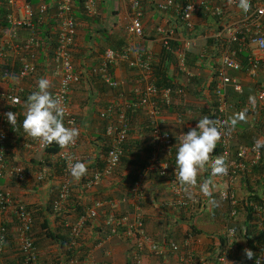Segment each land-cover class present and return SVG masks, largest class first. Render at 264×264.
I'll return each mask as SVG.
<instances>
[{
    "label": "built area",
    "instance_id": "built-area-1",
    "mask_svg": "<svg viewBox=\"0 0 264 264\" xmlns=\"http://www.w3.org/2000/svg\"><path fill=\"white\" fill-rule=\"evenodd\" d=\"M6 4L12 11L6 15L9 29L13 35L17 34L19 28L28 25L31 29L30 36L26 39L24 50H29V55H22L19 59V64H11L6 66L2 72V78L6 82L10 79H24L33 75L37 70L36 50L43 45L36 31V27L31 22L30 15L32 14L31 5L28 0H0ZM133 11L130 15V20L126 24V33L129 38L142 39L145 35L143 24L144 7L142 0H129ZM247 11H243L239 6V0H162L154 3L155 10L162 13H172L175 20V25L166 26L159 25L157 31L160 34L161 49L175 55L177 65L180 70L190 76L187 69V52L197 47L196 37L194 32L196 28L195 18L199 14H207L216 16L221 20V25L212 33V36L217 39H222L225 43L222 54L220 56V66L216 69L217 82L215 83V116L214 120L224 121L221 125L222 136L219 143L222 148V156L225 159L227 173L220 175L227 185V188L220 191V197L223 200L229 201L231 210L229 220L234 219L238 211L236 209L237 197L234 189L235 182L240 175L251 172L254 166L259 164L263 158L262 148L257 152L253 150V145H245L238 143V128L231 124V108L232 104L229 100V90H234L241 93L244 90V85L238 76L229 74V70L242 71V60L238 59L237 51L245 50L247 57V77L257 83V78L260 71L264 70V0H247ZM57 40L52 51V56L49 58V65L53 74L58 78V83L52 90V95L59 98L65 107L64 125L66 127H78V118L72 111L70 105V92L73 86L81 82V73L76 69L73 60V50L75 47L78 21L73 12L72 0H57ZM96 0H86L85 9L90 15L97 14ZM235 7L240 10L241 15L234 18ZM48 7L43 4L40 7V12L45 13ZM15 10H22L25 17L17 16ZM239 13V12H238ZM178 26L181 32L184 33V41L180 46L174 45L177 41L176 33ZM207 40V36L205 37ZM236 46V48H233ZM20 47H16L20 49ZM0 57L5 58L6 53L3 46L0 47ZM154 53L151 51H137L136 56H131V51L126 48L123 51H115L108 48L103 57L102 63L93 69L96 74L102 77L105 84L111 89H119L121 82L110 71V66L117 62L123 61L130 68L138 71L140 75L139 83L133 89L136 100L132 101L125 97L124 92L120 91V97L123 99L118 103L109 104L101 113L100 116L107 120L106 135L110 139V149L107 154V164L103 170H96L91 175L86 183L88 188L98 184L105 176L111 175L118 166L120 159L124 153V143L129 136L131 127V119L128 115L129 109L137 107L143 108L145 113L151 120L153 128V141L155 150L150 159V163L145 168L144 173L148 171H157L161 179H165L170 191L174 194V198L169 201V205L174 209L188 207L191 203L183 189L175 180L174 177V155L173 149L178 146V140L172 133L171 129L163 127L162 123L171 116L174 124L179 125L184 123L183 112L169 111V107L175 104V97H181L184 94L185 86L178 84L176 87H159L153 79L152 64L155 60ZM21 87L7 86L0 91V179L15 178L19 181L25 180L30 174L31 169H26L22 165H8L6 162L7 142L10 135H14L18 129L19 111L18 107L22 103ZM245 103L246 109L251 111L260 109L264 113V84H261L257 90L255 100ZM13 111L17 118L15 130L8 124L5 113ZM170 112V113H169ZM165 116H168L165 118ZM78 139L65 148H61L58 156L64 161L63 180L60 189L59 199L55 207L59 208L61 203L68 197L70 192L69 178V162L65 159L71 155L74 160H78L76 156V148ZM28 147L36 153L44 154L46 143L38 139H33L28 143ZM166 156L165 160L160 159V153ZM49 170L45 167L37 171L35 180L43 181ZM143 173V174H144ZM141 175V179L143 178ZM139 179L130 190L132 196L136 197L134 204L133 216L131 219L126 217H117L111 214L107 217V223L114 225L112 233H117V227L126 226L127 235L135 237L137 250L141 252H149L155 255L164 254L166 251L175 252L178 255V260L183 264H188V253L181 245L175 241L165 245L152 240L147 234L144 227V215L141 208V198L143 197L142 180ZM118 202L115 200L98 199L90 207L86 214L80 216L77 221L72 224L70 229V237L72 246L79 244L83 227L87 220L96 219L101 212L105 211V206L110 205L115 208ZM251 207L256 216V222L264 229V206L258 203H251ZM13 212L16 216L17 227V248L20 251L21 258L13 262L3 259L5 246L7 244L6 228L2 226L3 221L8 219L6 214ZM34 217L32 210L22 201L15 200L10 190L0 187V264H40L39 255L34 240L30 235ZM222 235L226 238V243L222 250L217 254L216 259L218 264H230L232 256L236 253L238 238L237 231L228 222L224 226ZM135 253L137 264H150L143 262L140 255ZM260 259L261 264H264V247L253 258L252 264H256V260ZM72 263H77L76 259L71 260ZM114 264V263H111Z\"/></svg>",
    "mask_w": 264,
    "mask_h": 264
},
{
    "label": "crops",
    "instance_id": "crops-1",
    "mask_svg": "<svg viewBox=\"0 0 264 264\" xmlns=\"http://www.w3.org/2000/svg\"><path fill=\"white\" fill-rule=\"evenodd\" d=\"M83 1L84 0H72L74 14L78 17L73 60L76 69L81 73L82 79L80 83L76 84L71 89L70 105L72 111L78 118L77 128L79 129V136L77 137L78 146L75 152L78 160L86 163L87 172L85 175L88 178L89 176L91 177L96 170L93 168L97 158L103 157L102 152L105 146V140L103 138L105 136L107 120L103 119L100 113L108 104L118 103L123 100L120 97V91L124 92L128 100L132 95H135L133 89L138 85L140 75L137 70L130 68L126 62H117L113 65V69L115 77L121 82V87L113 90L106 86L105 91L100 92V88L97 86L93 75L86 71V67L97 64L102 60L103 52L111 48L110 43L112 40L118 43V45L124 40L121 50L129 48L132 57L136 56L137 51L143 50L153 52L154 56L159 55L161 52V43L157 27L160 24L166 26L175 25V20L170 13H162L155 10L154 3L162 0H142L144 7L143 24L145 35L142 39L129 38L126 33V24L129 22L130 15L133 11L129 0H96V18H90V20L84 17V11L81 10ZM28 2L31 5L32 11L30 15L31 22L36 27L38 24H41L40 27L44 29L41 28V32L43 31V34H46L42 38L43 45L36 50L37 70L33 75L27 78H13L10 79L9 82L3 80L1 75L0 91L10 86L14 88L21 87L23 91L31 93L36 90L38 80L40 78H46L50 82L48 90L52 93L53 88H55V85L58 83V78L53 74L49 65V52L52 50L51 46H54L56 43V40L53 42V39L57 37V0H28ZM43 4H46L48 7L45 13L40 12V7ZM2 11L7 15L12 10L7 7V5L2 7L0 3V17L3 16V14L1 16ZM13 12H16L17 16L20 18L25 17V13L22 10H15ZM195 24L196 28L194 32L197 34V47L190 52L200 57L198 61L199 65L192 69L187 66L190 76L182 71H175L174 66L170 67V74L175 78L176 82L185 86L184 94L181 95V97H175V107L173 106L174 109L170 112H183L185 114L184 120H187L185 118L189 117H196V119H199L200 113L195 112V109L208 107L213 104L214 100L211 99L208 84L211 74H213L221 64L220 57L215 55L216 50L213 49L216 43L211 47L208 46L207 43L208 37L212 35L219 25L211 23L209 17L205 13L196 16ZM45 30L47 32H44ZM1 34L0 45L4 44L8 48L7 52L11 61L13 60L15 62L19 54H30L29 50H24L26 39L31 34V29L28 25L18 29L16 35H13L9 28L3 29ZM40 36L42 37V35ZM206 36L207 40L205 39ZM176 39V42H179V44H182L185 39L184 33L181 32L179 27L177 29ZM20 46L22 47L17 51L16 47ZM211 52L215 55L214 57ZM229 74L238 76L244 85V90L247 92H252L250 90L251 86H256L257 83L261 82L264 84L263 69L260 71L257 83L250 80L243 71L235 72L229 70ZM195 77H198L199 80H194ZM23 106L21 105V107ZM141 113L143 114H137L135 116V125H138L139 129L137 131L133 130L131 134L133 143L130 146V150L134 153L143 155V152L140 150V141L143 140V138L145 139L147 135L145 134V136L140 139L139 143H136V139L140 138L139 136L145 133L144 131L142 132L143 125L141 127V123L143 122V117H146L147 114H145L144 111H141ZM236 114L240 113H236L235 111L231 112L232 118ZM243 115L244 119L236 123L238 130L244 131L259 128L258 138L264 139V129L259 126L260 118L258 115L251 112H243ZM166 117L168 116H165V118ZM196 123L197 120H192L186 122L185 125L186 127H193ZM162 125L163 127L171 129L175 135L182 133L178 132V126L174 124L171 116H169ZM178 137H176V141ZM30 140L31 137H27L24 133L20 136L10 135L7 142V152L11 154V161H6L8 165L19 164L24 166L27 170L31 169V174L24 182H18L13 179H1L0 182L2 188L10 190L16 200L28 203V205H44L53 187L57 185L60 180L56 177L54 179H48L42 183V185L36 184L34 179L37 171L41 168V165L38 163L41 162L43 154L36 153L32 148L28 147ZM209 156L212 157L213 155L210 153ZM165 158L166 156L163 155V152L160 153V159L165 160ZM131 168V164L126 169L121 167L117 170V173L115 172L111 176L104 177L95 186L90 188L85 186V190L82 189L83 185L79 187L81 186V179L76 181L71 178L72 184H75L77 190L81 192L80 196L83 198V201L86 203L88 202L90 207H92L94 202L98 199H115V201L118 202L115 208L111 206L107 207L109 208L107 214L103 213L105 217L100 216L93 219L91 220V225L85 227L82 240L79 243V247L85 246L87 248L81 252L82 257L85 258L84 264H100L104 262V260H108L114 264H126L127 253L132 245L130 243H125L124 239L118 240V236H110L107 238L104 234L105 228L103 222L107 215L112 212L116 213L120 218H132L136 197L132 195L127 197V194H117L118 188L120 189V194L122 193L119 185L122 177L119 175L127 174ZM140 177L139 179H141ZM204 179H210L212 181L210 186L212 195L211 197L203 196L199 193L198 187L190 189L192 192L196 193L195 198L191 200V202L196 204L188 211L165 207L164 204L170 200L172 194L168 184L166 182L163 183V180L155 173L145 172L141 179L143 186L141 208L145 219V230L147 234L156 242L162 243L165 241V238L168 237V239L181 244V246L186 244V246H188V251L187 249L185 250L189 254L188 264H216L213 258L216 253L214 254L212 249L217 248L216 243L218 242V235L219 233L222 234L223 231L221 217L225 215L227 211L226 203L219 195L220 191L229 186L227 182L220 176H210L207 170L202 171L197 176L198 184ZM242 181L243 179L241 178L232 186L237 196L240 198L247 192V187ZM126 191L128 190L126 189ZM6 218L11 220L13 217L8 215ZM50 219L51 223H53L52 225L54 227L57 226L55 216H51ZM11 222L13 225L11 231L15 233L13 234V238L9 239L4 258L17 260L21 256L16 249V223L12 220ZM99 240L101 241L98 242ZM55 245L56 248L52 250H48L47 247H41V254L44 257V259H41L42 264H58V260L63 259L62 251L58 244H54V247ZM192 255L194 257H192ZM243 255L244 254L241 253L239 257L243 259ZM140 256L143 262L150 264H183L179 262L177 253L170 251H166L162 255H154L146 251L141 252ZM241 264L244 263L241 262Z\"/></svg>",
    "mask_w": 264,
    "mask_h": 264
},
{
    "label": "trees",
    "instance_id": "trees-1",
    "mask_svg": "<svg viewBox=\"0 0 264 264\" xmlns=\"http://www.w3.org/2000/svg\"><path fill=\"white\" fill-rule=\"evenodd\" d=\"M85 1L86 0H84L82 5H81V10H83L84 11L83 13L85 14L84 17H87V19H89V20H90V18L95 19L96 16L90 15L87 12V10L85 9ZM1 5H2V7H5L4 3H1ZM73 9H74V7H73ZM73 12H74V10H73ZM2 14H3V16H2ZM170 14L172 15V13H170ZM1 16L2 17H0V36L2 37L1 31L3 29H7L9 25H8L7 19L5 17L6 15H5L4 11H2ZM207 16L209 17V20L211 21V23L221 25V20L218 17L212 16V15H207ZM75 17L78 21V17L76 15H75ZM84 19H86V18H84ZM40 25L38 24L37 27L36 26L35 27H36V31L40 35H42V37L40 36V40H43L42 38L46 34H43V31L41 32V28L43 29V27H40ZM44 32H47V31L45 30ZM47 37H48V34H47ZM222 39L214 38L211 35L208 37V41H207L208 46H210V47L213 46L214 43H216L215 48H213V49L216 50L215 55H218L219 57L222 54L223 48H225V43L224 42L222 43ZM55 40H56V37L53 39V42ZM123 42H124V40H122L121 44L118 45V43H116L115 41L112 40L110 43V47H111V49H113L115 51H123V50H121V48L124 44ZM174 45L180 46L179 42H174ZM5 48L7 49L6 46H5ZM5 48H4V50L6 51ZM233 48H236V46H233ZM51 49H52V46H51ZM106 50H104V51H106ZM51 51L49 52L50 55H52ZM104 53L105 52H103V55H104ZM186 54H187L186 65L188 66V68L192 69V68L199 65L198 61H199L200 57L197 54H194L190 51L187 52ZM211 54L213 57L215 56L212 52H211ZM206 56H207V54H206ZM237 57H238V59L242 60V67H243L242 71H243V73H246L247 57H248L247 52L245 50L240 51L238 49ZM155 58L156 59L154 60V62L152 64L153 79H154L155 84L159 87H162V88L176 87L177 82H176L175 78L170 74V67L174 66L175 71H182V70H180L178 65H177L175 55L161 49V52L159 53V55H156ZM0 61H1L0 62V77H1L2 72L6 68L7 64L3 58H0ZM101 63H102V60H100L97 64H93L90 67H86V71H88L91 75H93V77L97 83V86L100 88L99 91L104 92L107 84L104 83V81L102 80V77L99 74H96L93 71V69L96 68L97 66H99ZM202 66H203V64H202ZM113 67H114L113 65L110 66V71L112 73H114ZM235 72H239V71H235ZM194 80L197 81V80H199V78L195 77ZM216 82H217V73L214 72L213 74H211L210 81L208 84L211 99H213L214 101H213V104L208 106V107H200V108L195 109V112L200 113V116L208 115L210 118L214 119L215 102H216L215 101L214 87H215ZM261 84L262 83L260 82V83H257L256 86H254V85L251 86L250 90L253 93L247 92L245 90H243L241 93H239V92H236V91L231 89V90H229L228 96H229L230 103L232 104L231 112L235 111L236 113H243V112H245V113H249V112L256 113L258 115V117L260 118V125L259 126L263 127V129H264V113L262 112V110L260 111V109H256V110L251 111L249 109H246V107H245V103L247 101L256 99L257 90H258V88H260ZM29 94L30 93L28 91H23L21 93L22 103L18 107V111H19L18 129H17V132L13 136H20L21 134H23V130L20 127V124L24 118L23 117V110H24L23 104H25L26 98ZM134 98H135V95H132V97L130 99L132 101H134V100H136ZM21 105L23 107H21ZM173 106L174 105H172L168 108L169 111L172 112V110L174 109ZM141 111L145 112V110L143 108H140V107L128 110V115L130 116V119H131V127H130V131H129V136L124 143V153L120 159V162H119L118 166L115 168L114 172L111 174V175H113L115 172L117 173V170H119V168H121V167L122 168L124 167L126 169V168H128V166L130 164L132 165L131 170L127 174H125V175L120 174L119 175V173H118V175L122 177V179L119 183L122 193L120 194V191H119L120 189L118 188L117 194L118 195L127 194L126 195L127 197L131 196V193H130L131 188L133 187L135 182H137L139 180V177L141 176V174L144 173L145 168L150 163L149 160L152 156V153L155 150V143L153 141V131H152L153 128L151 125V120L148 117V115L146 117L145 116L143 117L144 119H143V122L141 123V127L143 125L142 132L144 131L145 133L141 134L139 136L140 138L136 139V143H139L140 139H142L145 136V134L147 135V137L145 136V139L143 138V140L140 141V150H141V152H143V155L141 154L142 155L141 156L139 153H134L130 150V146L133 143V140H131V138H132L131 134L133 133V130L137 131L139 129V126L135 125V116L137 114H143V113H141ZM193 118H191V117L185 118V119H187V120H185V123L192 121V120H198L196 118L195 119H193ZM185 123H182L181 125L178 126V132H187L190 128H192V127H186ZM193 127H195V126H193ZM258 129L259 128H253V129L244 130V131L238 130L237 136H238L239 145L240 144H245V145L254 144V141L259 136L258 135ZM103 139L105 140V146H104V149L102 152L103 157L97 158V160L94 163L95 166L93 168V169H96L99 171L103 170L104 167L106 166V164H107V162H106L107 158L106 157H107L108 151L110 149V139L108 138V136L106 134H105ZM60 149L61 148L58 145H56L55 143L46 144V148H45V152L42 156V160L40 163H38L41 165V167H45V168L49 169V171H50L47 178H46V181L48 179H54L56 177H58L60 179L62 177V175L64 174L63 168H64L65 164H64V161L58 156ZM175 151H176V147L173 149L174 159H175ZM262 151H263V158L259 162V164L254 166L253 169L251 170V172L246 173V174H242V175H240L241 176L240 178L239 177L237 178V181L241 178L243 179L242 182L247 187V192L242 196V198L238 197L236 194V197H237L236 209L238 211V214L231 221H228L229 220V213L231 210V205H230L229 201L224 200V202L226 203L227 211H226V214L221 217L222 218V220H221L222 228L224 229V226L228 222L234 229H236L237 238H238L236 253L234 256L231 257V258H233L232 264H241V262H243L244 264H252L253 258L264 247V229L262 227H260L259 224L256 222V216H255V213L251 207V203H258V204H261L264 206V197H263L264 196V148H262ZM211 154L213 156H222V148H221L219 141H217V145H216L215 149L213 150V152H211ZM6 156H7L6 160L11 161V154H8V152H6ZM148 172L149 173H155L159 177L157 171H148ZM111 175H109V176H111ZM105 177H107V176H105ZM6 178L7 177H4L2 179H6ZM88 178L86 175H84L80 180L81 186H79V187H82V185H83V187H82L83 190H85L84 187L86 186ZM161 180H163V179H161ZM16 181H18V180H16ZM24 181L25 180H23V182ZM162 182L165 183L166 180L164 179ZM71 184H72V181H71ZM0 186L2 188L1 182H0ZM60 186H61V184L58 183L57 185H55L53 187V190L51 191L50 196L44 205L43 204H33V205L29 204L28 205V203H26V205L29 207V209L32 210V212H33L34 224L32 225V231H31L30 235L32 236V238L34 240V245L37 248L40 264H42L41 259L42 258L44 259V257L41 254V247L42 246L45 247L47 242L58 244L60 250L62 251V255H63L62 258L63 259L58 260V258H57V260L59 262L58 264L68 263L73 257H76V256H78V258H80L81 261H85V258L82 257L81 252L83 250H86L87 248L85 246H82V247L80 246L77 248H75V246H72L71 237H70L71 224L68 223L67 218L72 217L73 219L77 220L80 216L86 214V211L90 207V204L88 202L86 203L85 201H83V198L80 196L81 192L79 190H77V186L75 184H72L70 196L68 197L67 201L64 202L59 208H56L55 205L59 199ZM126 189L128 191H126ZM171 194H172V196H171L169 201H171L174 198V194L172 192H171ZM13 198L15 199L14 196H13ZM111 198H112V195H111ZM104 200H113V199H104ZM169 201L164 205H165V207L172 209L173 206L169 205ZM195 204L196 203H191L186 208L175 209V210L188 211L191 208H193V206ZM108 206H110V205L105 206V211L101 212L100 216H104L103 213L107 214V211L109 209V208H107ZM111 214H114L117 217H120L114 212H112ZM111 214H108L107 217ZM8 215H11V217H13L11 219L12 221H14L15 223L17 222L16 216L14 215L13 212H11V211L8 212L6 214V217ZM49 216L50 217L55 216V219H56L55 222H56L57 226L54 227L52 225L53 223H51V219ZM107 217L105 218V221L103 222V226L105 228V233H104L105 236L107 238L110 236L111 237L118 236V238H119V239L117 238L118 240L124 239L125 243H130L132 246L128 250L127 257H126V264H137L136 260L134 258L136 250H137V243L135 240L136 238L128 236L126 226H122V225L118 226L117 227V233L113 234L112 228L114 227V225L107 223V220H106ZM11 220H8V221L4 220L3 224H2V226H4L6 228L7 240L12 239L13 234L15 233V232L11 231L12 226H13ZM91 223H92L91 220H87L85 227L91 225ZM144 227H145V219H144ZM100 241L101 240H99L98 242H100ZM170 242H172V241L170 239H168V237H167V238H165V241H163L162 243H164L165 245H169ZM225 243H226V238L224 237V235L219 233L218 242L216 243L217 248L212 249L214 254L216 253L215 256H213L216 264H218L216 256L222 250ZM245 249L251 250L253 252L254 255H253L252 259H248L246 257ZM241 253L244 254L243 259L238 256ZM137 254L140 255L141 251L137 250ZM150 254H152V253H150ZM192 257H194V256L192 255ZM110 263L111 262H109L108 260H104V262H101L100 264H110ZM152 264H155V263H152Z\"/></svg>",
    "mask_w": 264,
    "mask_h": 264
},
{
    "label": "clouds",
    "instance_id": "clouds-1",
    "mask_svg": "<svg viewBox=\"0 0 264 264\" xmlns=\"http://www.w3.org/2000/svg\"><path fill=\"white\" fill-rule=\"evenodd\" d=\"M239 6L241 7L243 11H247V8H248L247 0H239ZM56 35H57V32H56ZM39 38H40V35H39ZM56 40H57V37H56ZM2 46L4 50L5 45L1 44L0 47ZM54 46H52V51H53ZM7 49L6 51L4 50V52L6 53V57L3 58L6 61V64H7L6 66H9L11 64H19L20 57L22 55H27L25 53L19 54L16 58V61L14 62L12 60L13 61L12 62L10 60ZM16 50L18 51L20 49L16 48ZM51 56L52 55H50V57ZM49 87H50V82L48 79L40 78L38 80L36 90L32 91L26 98V101L24 104V112H23L24 118L20 124V127L22 128L23 133L27 137L38 139L46 144L55 143L60 148H65L75 142L76 138L79 136V129L76 127H66L64 125L65 107L63 106L62 101L59 98L54 97L49 92L48 90ZM250 102L252 101L250 100ZM5 116H6L8 124L12 127L13 130H15L16 125H17V118H16L15 113L13 111H8L7 113H5ZM243 119H244L243 113L236 114L231 119L230 127H234L237 121L243 120ZM225 123L226 122L224 121L214 120L210 118L208 115H203V116H200V118L197 120L195 127L190 128L187 132H183V134L179 137L178 146L176 147V151H175L174 177H175L176 182L178 183V185L181 186V188L185 192L186 197L189 200L194 199L196 195V193L192 192L190 189L197 188V187L199 189V193L202 194L203 196L211 197L212 195V191L210 187L212 181L210 179H204L198 184L197 176L202 171L207 170L209 172V175L212 177L224 175L227 173V166L225 164V159L223 156H215V157L209 156V154L213 152V150L215 149L217 145V141L220 140L222 136L221 125ZM105 132H106V129H105ZM179 135L174 134V136L176 137H178ZM261 148H264V139L257 138L254 141L253 150L258 152ZM65 159L69 162L68 172H69V178H70V185L72 186L71 177L74 180L79 181L86 174L87 165L86 163L80 160H74V158L71 155L66 156ZM46 178L43 181H46ZM6 179L17 180L15 178H6ZM59 180H60L59 183L62 186L63 175ZM19 182H23V181H19ZM37 182H42V181H37ZM61 186H60V189H61ZM70 192H71V188H70ZM70 192H69L68 197L70 196ZM59 194H60V190H59ZM68 197L61 203V205L67 201ZM90 220H93V219H90ZM16 227H17V222H16ZM84 229H85V225L83 227V232H84ZM83 232H82L79 243L82 240ZM16 238H17V233H16ZM7 241L8 242L5 246V251L9 243V240ZM15 242L17 243L16 240ZM184 246H186V244H184L181 247L183 248ZM77 247H79V244L75 246V248ZM16 249H17L18 254L21 256L19 249L17 247ZM245 254L248 259H252L254 255L253 252L248 249H245ZM188 257H189V254H188ZM73 258L77 260V263H74V264H82V262L83 264L85 263L84 261H81L80 258H78V256L73 257ZM3 259L9 262L15 261V260H10L9 258L5 259L4 256H3ZM256 264H261L260 259L256 260Z\"/></svg>",
    "mask_w": 264,
    "mask_h": 264
},
{
    "label": "rangeland",
    "instance_id": "rangeland-1",
    "mask_svg": "<svg viewBox=\"0 0 264 264\" xmlns=\"http://www.w3.org/2000/svg\"><path fill=\"white\" fill-rule=\"evenodd\" d=\"M234 10H235V12L237 13V14H234V15H235L234 18H235L236 16H240V15H241L240 10H238L237 7H235ZM238 12H239V13H238ZM35 182H36V184L42 185V183H44L45 181H42V182H37V181H35ZM67 221H68L69 224H73V223H75L76 219H73L72 217H68V218H67ZM54 244H56V243H49V242H47L45 247H47L48 250H52V249L56 248V245H55V247H54ZM183 248H184V249H187V251H188V246H184ZM238 256H240V255H238ZM232 262H233V261H232V259H231V260H230V264H232ZM65 264H74V263H71V262L69 261L68 263H65Z\"/></svg>",
    "mask_w": 264,
    "mask_h": 264
}]
</instances>
